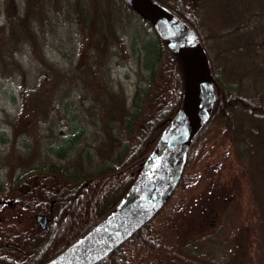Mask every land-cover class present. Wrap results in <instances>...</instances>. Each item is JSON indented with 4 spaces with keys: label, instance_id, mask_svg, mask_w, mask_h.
<instances>
[{
    "label": "trees",
    "instance_id": "1",
    "mask_svg": "<svg viewBox=\"0 0 264 264\" xmlns=\"http://www.w3.org/2000/svg\"><path fill=\"white\" fill-rule=\"evenodd\" d=\"M24 1L23 9H16L11 5L6 8L9 36L13 41L21 40L23 44H30L44 63L46 58L40 51V27L36 29L37 26L31 22H40L47 14L64 13L66 17L71 15L69 22L76 24L80 29L79 33L86 37V42L83 40L81 45L75 48H78L75 58L84 59L83 66L92 78L87 81L96 89L92 98L100 106L98 121L104 125L103 122L107 118L112 124L110 129H105L111 146L105 150L99 163H95L90 150L82 153L74 146L84 130V127L77 123L67 130L59 144L49 145V149L59 160L55 161L50 157V160L43 159L38 164L23 167L7 188L0 182V191L10 190L17 194L21 207L35 217L29 229H20L15 222H9L4 228L0 222V264L47 262L108 219L138 178L162 134L178 112L182 97L180 69L173 54L150 24L124 1L118 0L131 12V16L126 15L125 25L123 18L119 19L117 14H113L115 0H90L91 6L95 4L93 8L89 6V0ZM155 1L186 21L197 32L207 53L214 85L218 90V97L210 115L187 149L184 170L175 190L188 186V169L203 157L211 133L222 132V136L230 139L233 144L244 143L242 152L245 155L238 151L237 158H240L239 163L243 167L253 200L262 207L263 200L256 194L254 174L258 173L255 166L264 163V133L261 134L256 129L259 125L255 122L257 119L264 122V91L260 92L251 85L255 82L253 79L248 84L245 78L252 75L257 56L264 48V12L250 6L243 19L236 20L226 29L204 35L201 32L202 20L195 8L204 0ZM45 6H49L50 13L44 10ZM135 16L142 20L143 25H140ZM252 16H258L262 21V24L258 23L259 26L255 28L258 31L251 30L248 37H229L250 26ZM133 19H136V22ZM4 32L0 36L1 65L8 62L7 53L13 56L22 48L17 45L16 48L9 49V44L6 43L9 39H4ZM124 34L128 35L125 49L130 52L136 64L135 73L139 77L129 104L120 96V90L108 87L105 81V65L109 58L116 54L112 49L122 46L119 42H124ZM207 36L223 41L214 55H211L206 43ZM47 66L53 72L54 78L49 80L51 82L57 77L60 79L67 75L74 76V69L67 72L50 64ZM15 69L22 79L25 71L18 64ZM24 83L23 79L20 85ZM38 90L39 86L33 88V99L38 95ZM49 100V105L53 106L55 102L51 100V94ZM243 116L245 120H242ZM113 131L117 134L122 132L124 138L117 137ZM68 155L78 162L72 164V158ZM32 176L39 179L32 182ZM175 190L148 221L95 264H129L135 259L144 261L145 264L155 261L177 264H260L261 260L264 261L262 208L256 214V230L253 236L250 234V228H247L248 231L242 236L240 243V254L232 262H204L183 253L176 244L167 239L162 227L154 224L161 213H172ZM38 216L45 219L44 227L38 221ZM14 254H18L19 259H16ZM258 261L260 262L257 263Z\"/></svg>",
    "mask_w": 264,
    "mask_h": 264
},
{
    "label": "rangeland",
    "instance_id": "2",
    "mask_svg": "<svg viewBox=\"0 0 264 264\" xmlns=\"http://www.w3.org/2000/svg\"><path fill=\"white\" fill-rule=\"evenodd\" d=\"M114 3L113 14H117L119 19L123 18L125 25L126 15L131 16V12L120 1L115 0ZM89 4L92 8L95 5L91 6L90 0ZM9 5L23 9L25 1L0 0V36L5 31L4 39H9L6 42L9 49L16 48L17 45L22 47L13 56L7 53L8 62L0 64V182L6 188L23 167L38 164L43 159L50 160V157L55 161L59 160L49 149V145L59 144L67 130L77 123L83 126L84 130L74 144L75 148L82 153L90 150L93 153V161L98 162L105 150L111 146L105 129H110L112 125L107 118L103 122L104 125L98 121L100 106L92 98L96 89L87 81L92 78L83 66L84 59L75 58L78 52V48H75L79 47L83 40L86 42V37L79 33L80 29L76 24L69 22L71 15L66 17L64 13L47 14L40 22H31L37 26L36 29L40 27V51L46 58V63L61 71L74 69L73 77H57L51 82L49 80L54 78L51 68L39 58L32 46L23 44L21 40L10 39V30L5 18ZM250 6L264 12V0H204L195 6L202 20L201 32L207 35L209 32L226 29L236 20L246 17ZM48 8L49 6H45L44 10L50 13ZM136 19L143 25L141 19ZM136 19L133 20L136 22ZM130 23L132 24V19ZM258 23L262 24L260 17L252 16L250 26L229 37H248L251 30H257L255 28L259 26ZM242 34L244 36H241ZM127 39L128 35L124 34V42H119L122 46L112 49L116 54H111L113 56L105 65V81L108 87L120 90V96L129 104L139 77L135 73L136 64L130 52L125 49ZM205 40L211 55L223 44L222 40L218 41L215 37L207 36ZM14 42L16 44H13ZM260 51L253 73L248 74L245 81L249 84L253 79L255 82L251 85L261 92L264 91V48ZM17 64L25 71L22 79L15 69ZM229 65L232 66L230 63ZM23 79L25 83L20 85ZM38 86V95L33 99V88ZM50 94L51 100L55 102L53 106L49 105ZM242 120H245L244 116ZM255 122L259 125L256 129L263 134L264 122L260 119ZM113 133L117 134L116 131ZM122 134L119 131L116 136L122 139ZM243 146L242 142L233 144L230 139L222 136V132L211 133L203 157L188 169V186L175 190L172 213L168 215L163 212L155 219L154 224L162 227L167 239L190 257L210 263L232 262L240 254V243L242 236L248 231L247 228H250L251 236L256 230V214L261 208L264 211V163L255 166L258 173L254 174L257 197L263 200L261 207L251 196L252 191L243 174L240 158H237L238 151L245 155L242 152ZM68 156L72 158V164L78 162L71 155ZM37 179L39 178L32 176L30 181L35 182ZM16 195L10 190L0 191V222L4 228L9 222H15L20 229H29L35 217L21 207ZM38 221L43 223L44 219L40 217ZM14 256L19 259L18 254ZM129 264L145 262L135 259ZM151 264L177 263L155 261ZM260 264H264V261L261 260Z\"/></svg>",
    "mask_w": 264,
    "mask_h": 264
},
{
    "label": "water",
    "instance_id": "3",
    "mask_svg": "<svg viewBox=\"0 0 264 264\" xmlns=\"http://www.w3.org/2000/svg\"><path fill=\"white\" fill-rule=\"evenodd\" d=\"M122 1L150 24L176 59L182 81L181 103L115 212L42 264H95L148 221L174 192L184 170L187 149L218 97L208 56L197 32L155 0ZM160 152L162 158L156 174L136 191L139 180Z\"/></svg>",
    "mask_w": 264,
    "mask_h": 264
},
{
    "label": "bare ground",
    "instance_id": "4",
    "mask_svg": "<svg viewBox=\"0 0 264 264\" xmlns=\"http://www.w3.org/2000/svg\"><path fill=\"white\" fill-rule=\"evenodd\" d=\"M168 135H169V131H168L166 137ZM164 142H166V140H164ZM163 146L164 145H162V149H163ZM161 158H162V152H160V154L157 155L156 158L153 160V162L149 165V167L145 171L144 175L139 180L137 187H136V191H139L140 189H142V187H144V185L147 182L151 181V179L153 178V176L156 174V172L158 170Z\"/></svg>",
    "mask_w": 264,
    "mask_h": 264
},
{
    "label": "flooded vegetation",
    "instance_id": "5",
    "mask_svg": "<svg viewBox=\"0 0 264 264\" xmlns=\"http://www.w3.org/2000/svg\"><path fill=\"white\" fill-rule=\"evenodd\" d=\"M40 218H38V220H39Z\"/></svg>",
    "mask_w": 264,
    "mask_h": 264
}]
</instances>
